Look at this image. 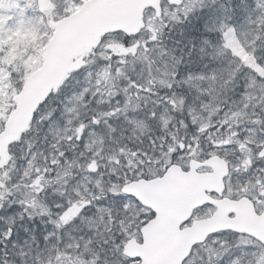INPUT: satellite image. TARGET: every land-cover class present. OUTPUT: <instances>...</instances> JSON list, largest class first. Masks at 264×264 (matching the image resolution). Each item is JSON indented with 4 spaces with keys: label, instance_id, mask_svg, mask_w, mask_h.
<instances>
[{
    "label": "snow or ice",
    "instance_id": "6c2138e0",
    "mask_svg": "<svg viewBox=\"0 0 264 264\" xmlns=\"http://www.w3.org/2000/svg\"><path fill=\"white\" fill-rule=\"evenodd\" d=\"M111 6L0 16V264H264V0Z\"/></svg>",
    "mask_w": 264,
    "mask_h": 264
},
{
    "label": "water",
    "instance_id": "95a60500",
    "mask_svg": "<svg viewBox=\"0 0 264 264\" xmlns=\"http://www.w3.org/2000/svg\"><path fill=\"white\" fill-rule=\"evenodd\" d=\"M150 2H152V0H111V7L90 16L88 21L91 23L94 22L99 16H105L110 19L122 21V24L115 26L135 28L142 24L143 7ZM9 119H11V117ZM19 123L22 122H18V126ZM182 190L185 194V198L189 202L194 203V189L191 186H184Z\"/></svg>",
    "mask_w": 264,
    "mask_h": 264
},
{
    "label": "rangeland",
    "instance_id": "374dc122",
    "mask_svg": "<svg viewBox=\"0 0 264 264\" xmlns=\"http://www.w3.org/2000/svg\"><path fill=\"white\" fill-rule=\"evenodd\" d=\"M7 3L9 5V8L5 10L4 13H0V16H3L4 19H7V12L11 11L15 8V5L17 4V0H7Z\"/></svg>",
    "mask_w": 264,
    "mask_h": 264
},
{
    "label": "trees",
    "instance_id": "16d2710c",
    "mask_svg": "<svg viewBox=\"0 0 264 264\" xmlns=\"http://www.w3.org/2000/svg\"><path fill=\"white\" fill-rule=\"evenodd\" d=\"M180 27H184V25H179V26H177V28H175V29H172L169 33H168V35H176L177 37H179V28ZM166 39H167V37H166ZM168 43L171 45V40H168ZM177 52H179V48H177ZM185 67H189V65H183L182 66V68H185ZM192 67H194V65L192 66Z\"/></svg>",
    "mask_w": 264,
    "mask_h": 264
}]
</instances>
